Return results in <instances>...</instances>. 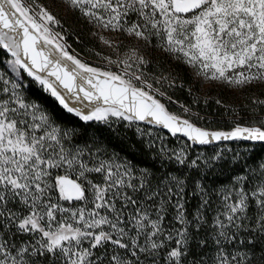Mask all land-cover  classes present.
<instances>
[{
  "label": "snow or ice",
  "instance_id": "1",
  "mask_svg": "<svg viewBox=\"0 0 264 264\" xmlns=\"http://www.w3.org/2000/svg\"><path fill=\"white\" fill-rule=\"evenodd\" d=\"M0 57V264H264V158L192 149L264 144V0H0ZM206 84L251 93L249 123L197 126L175 94ZM140 123L185 144L109 154Z\"/></svg>",
  "mask_w": 264,
  "mask_h": 264
},
{
  "label": "rangeland",
  "instance_id": "2",
  "mask_svg": "<svg viewBox=\"0 0 264 264\" xmlns=\"http://www.w3.org/2000/svg\"><path fill=\"white\" fill-rule=\"evenodd\" d=\"M60 15L64 17L63 23L66 31L69 34L68 43L72 44L76 51L81 52V54L83 55L87 54L89 49H95L97 51L105 50L99 43L98 39L92 37L90 26L84 24L76 16H65L62 11L60 12ZM73 33H75V35ZM77 35L79 36V39H77ZM87 58L91 63L95 64L98 62V58L95 56V52H93ZM0 59H2V57H0ZM25 82L28 83L27 80ZM176 93L182 94L180 92ZM195 95L196 98H198V103L192 104L191 101L193 97L188 96L186 92L183 93L185 99L179 100V102L181 104L185 102L189 103L193 113H197L199 116L205 117V119L202 120L196 119L195 116L191 117L193 121L201 124L202 126L212 129L234 127V119L239 120L241 123H249L247 117L251 114V109L249 107V97L251 93H233L227 88H221L215 84H206L203 88L199 89ZM218 99L222 101V104L218 105L216 103ZM210 104H213L214 109L212 111L209 109ZM169 109H171L173 113L185 116V114L180 110L179 105H171ZM218 112H221V114ZM237 113H239V116H237ZM113 126L116 127L117 125L114 124ZM137 127L139 128V131L137 130ZM129 129H132L135 132L138 139H143L145 142L151 140L157 147H159L160 145H164L165 147L179 149L180 147L184 146V143L182 142H177L174 145L166 143L165 137L152 128L133 125ZM141 133H143V137L141 136ZM108 151L109 154L112 153L111 150ZM214 151L223 152L225 156L229 158H231L235 153H240L242 156L252 155L257 161H259V159L261 158H264V154H262L261 156L254 155L253 147H230L226 144L218 145L214 149L196 150L195 152L211 154ZM121 157L123 158L124 156ZM241 162H243V160H241ZM230 175L231 174L227 170H225L224 175L221 176L220 179L225 183H228L227 177H229Z\"/></svg>",
  "mask_w": 264,
  "mask_h": 264
},
{
  "label": "trees",
  "instance_id": "3",
  "mask_svg": "<svg viewBox=\"0 0 264 264\" xmlns=\"http://www.w3.org/2000/svg\"><path fill=\"white\" fill-rule=\"evenodd\" d=\"M27 80V79H26ZM29 82V80H27ZM28 95L31 99H36V100H41L42 102L45 103L46 106L52 107L54 106V101H52V99L50 97H47L46 94H44L37 85H35L34 83L32 84ZM176 98H178L179 100H184L185 97L183 96V94H179L176 93L175 94ZM250 104V103H249ZM209 109L212 111L213 108V104H210ZM249 109V108H248ZM246 109V110H248ZM171 111V109H169ZM57 111H59V109H57ZM221 114V112H218ZM62 115H64L62 113ZM193 121V120H192ZM73 122V118L71 116H67L66 117V123H72ZM195 122V121H193ZM198 125H201L197 122H195ZM118 126V125H117ZM142 127L145 128H152L153 130L157 131L159 134L163 135L165 137V142L170 144V145H174L177 142H182L185 144V140L178 138V137H171L169 136L167 133H164L162 131H160L159 129L150 127V126H144V125H140ZM202 126V125H201ZM208 128V127H207ZM232 127H225V128H215V129H230ZM227 146L230 147H235V146H246V147H253L254 151L253 154L257 155V156H261L262 154H264V145H252V144H247V143H243V142H234V143H228L226 144ZM143 144L141 143V140L138 139L136 137L135 132L132 129H121V138L119 139H111L108 141V150L113 151V148L115 149L116 152L119 153L120 156H130L133 158L134 161L137 160H143L146 159L145 157H143L141 155V149L143 148ZM216 146H212V147H192L193 150H210V149H214Z\"/></svg>",
  "mask_w": 264,
  "mask_h": 264
},
{
  "label": "water",
  "instance_id": "4",
  "mask_svg": "<svg viewBox=\"0 0 264 264\" xmlns=\"http://www.w3.org/2000/svg\"><path fill=\"white\" fill-rule=\"evenodd\" d=\"M170 111V110H169ZM172 112V111H171ZM173 113V112H172ZM186 118V117H185ZM195 123V122H194ZM196 124V123H195ZM140 125H144V126H150V127H153V128H156V129H159L160 131L164 132V133H167L169 136L171 137H178V138H181L183 140H185V138L181 135V134H177V136H172L167 130L165 129H162V128H159L155 125H145L143 123H140ZM197 126L201 127V128H207V127H204V126H201V125H198L196 124ZM211 130H230V129H212V128H209ZM234 142H243V143H247V144H252V145H261L263 146L264 144L260 143V142H253V141H220V142H214L213 144L211 145H192V147H212V146H218V145H223V144H228V143H234ZM190 143V142H188Z\"/></svg>",
  "mask_w": 264,
  "mask_h": 264
}]
</instances>
